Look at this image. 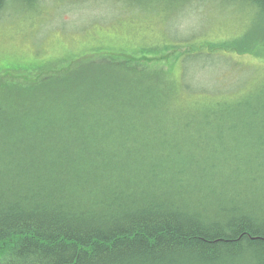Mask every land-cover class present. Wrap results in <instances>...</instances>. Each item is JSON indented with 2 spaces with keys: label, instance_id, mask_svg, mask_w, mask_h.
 Listing matches in <instances>:
<instances>
[{
  "label": "trees",
  "instance_id": "obj_1",
  "mask_svg": "<svg viewBox=\"0 0 264 264\" xmlns=\"http://www.w3.org/2000/svg\"><path fill=\"white\" fill-rule=\"evenodd\" d=\"M6 1L30 5L36 0H0V6ZM240 1L251 3L264 20V0ZM258 41L264 46V38ZM232 52L264 57V51L243 43L215 48L209 55ZM136 54L121 50L92 57L85 66L69 65L57 80L47 76L52 70L40 71L33 83L27 75L34 67L0 68L8 78L13 71H27L14 75L13 83L0 79V264H264V112L260 117L235 103L241 109L237 114L221 117L213 111L205 116L203 104L182 98L179 103L167 90L133 98L136 84L163 79L162 72L149 66L165 57ZM142 59L152 62L147 70ZM35 68L45 70L48 65ZM70 74L81 85L87 86L92 76L101 84H92L93 94L86 96L83 88L62 98L58 92ZM45 104L69 112L59 118ZM163 104L166 113L185 116L178 133L183 137L149 129L144 114ZM257 109L264 111V104ZM246 116L256 121H245L239 131H224L233 124L229 122ZM65 120L72 122L71 130ZM121 123L132 135L134 123L146 129L135 137L144 154L117 150L103 163L100 149H107L108 136L99 144L90 129L107 130L110 136ZM196 130L207 131L205 139L231 134L254 138L261 147L260 154L247 159L249 167L233 169L242 178L240 189L232 192L226 177L215 174L214 164L200 165L194 172L181 152L172 151ZM150 152L157 161H148L145 154ZM158 171L166 178H159ZM219 180L224 184H216ZM254 202L255 212L248 210Z\"/></svg>",
  "mask_w": 264,
  "mask_h": 264
},
{
  "label": "rangeland",
  "instance_id": "obj_2",
  "mask_svg": "<svg viewBox=\"0 0 264 264\" xmlns=\"http://www.w3.org/2000/svg\"><path fill=\"white\" fill-rule=\"evenodd\" d=\"M61 1L54 0L41 15L32 17L35 18L33 20L19 14L25 11L27 5L18 4L11 9L15 15L0 21V68L9 66L10 70H18L23 66L34 67V73L27 75L31 83L37 80L40 71L52 70L47 76L57 80L62 71L70 69L69 65L84 63L85 66L87 59L119 54L122 50L139 53L136 55L165 56L152 64L142 59V64L146 65V70L151 64L149 70L162 72L163 79L169 80L172 85L184 79L186 85L198 89L205 87L204 84L212 86L213 78L223 84L235 81L239 75L237 71H241L236 65L243 64L249 68L247 71L254 72L243 79L252 83H257L264 71V59L252 53L209 55L215 48L237 47L240 43L251 45L256 52L264 51L263 44L255 39L259 22L249 14L237 13L230 7L217 5L214 13L206 12L208 7L203 13L192 12V18L178 28L179 25L173 26L162 11L154 13L146 8L132 16L126 12L128 3L124 1L114 10L105 9L101 2L97 7L93 0L78 9ZM177 46L181 48L175 49ZM205 57H221L230 63L219 66ZM169 62H175L174 66H168ZM44 65H48V69L35 68ZM12 73L21 76L27 71ZM7 75L0 71V79L4 83L7 80L8 83L17 81V76L8 78ZM74 76L70 74L62 81L61 88L81 85ZM92 82L100 81L89 83ZM211 88L215 89V86ZM182 96L174 94L173 98L180 103Z\"/></svg>",
  "mask_w": 264,
  "mask_h": 264
},
{
  "label": "bare ground",
  "instance_id": "obj_3",
  "mask_svg": "<svg viewBox=\"0 0 264 264\" xmlns=\"http://www.w3.org/2000/svg\"><path fill=\"white\" fill-rule=\"evenodd\" d=\"M63 1H66L65 3L78 9L79 7L86 5L92 0ZM123 1L128 3L126 12H128V14L132 16H134L135 13H141L145 11L146 8H148L150 11H153L154 13L162 11V13L167 14V18L172 22L173 26L179 25L178 28H180L181 25L184 26L188 22V20L192 18L190 14L192 12L196 11L197 13H203L204 9L208 7L206 12L214 13L216 11V8L218 7L217 5L222 7H230L231 9L237 11V13L249 14L250 16L255 18L260 24V26L255 30L256 32H258L257 34H255V39L262 40L264 38V20L259 18L258 12H255L251 3L242 5L240 0H93L94 4L97 7L101 2L105 9L110 10L117 9L120 3ZM53 2L54 0H36L30 5L25 4L26 2L20 3V5L25 4L27 6L25 8V11H22L19 14L25 15V17L29 18V20H33L35 18L32 17L41 15L46 10V8L49 7L48 5ZM15 6L17 5H14L12 1H6L0 6L1 22H3L4 18H11L13 15H15L11 10L12 8H16ZM98 18L100 17L98 16ZM225 47L227 48L228 46ZM205 58L210 59L213 63L219 64V66L230 63L229 61L224 60L221 57ZM262 58L264 59V57ZM236 66H240L241 69V71H237L239 73L237 79L229 84H223L219 80L213 78L211 84L212 86H215V89L211 88L212 86H206L205 84V87H201L200 89H198L193 86L186 85L184 79H181L179 82L172 85L169 80L152 78L133 86V91L135 94L132 95V97H137V94L146 96L149 94L156 95L157 92L161 90H167L168 94L171 95L180 94L181 96V94H183L182 98L191 102H195L196 105H198V103L203 104L205 108V116H208L213 111H215V113L219 114L221 117L237 114V112L241 111V109L236 107V104L233 103L237 102L243 106L244 110L249 109L251 110V114L262 117L264 111L257 108H259L260 104H264V71L262 74H260V80L257 83H252L249 80L243 79L246 76L253 75L254 72L250 73V71H247L249 70V68H247L246 66ZM93 80L94 76L91 77L90 82ZM195 80L198 81L196 78ZM89 84H91V91L89 90ZM89 84V86L67 85L58 92V95L62 98H65L66 96H71L74 91L81 90L83 88H85L86 96L87 94H93L95 92L94 89L96 88L92 86V84L96 85V83ZM97 84H101V81ZM206 84L210 85V83ZM258 100H262V103L257 104ZM45 106L52 115L59 116V118H62V115H65L66 117V114L69 112L67 111V108L62 107L58 104H45ZM165 110L166 104H163L158 108V111L155 110L154 113L147 115L144 114L145 118L147 119L146 123L149 129L162 132L164 135L169 137H172L174 135L183 137L184 134L178 135V133L182 130L181 127L185 122V116L178 111L174 112L173 114H168L165 112ZM158 118L160 124H156V120H158ZM201 118L202 115H200V119ZM245 121H247L248 123H254L256 119L251 118L250 116H246L245 118H241L238 122L228 121L229 123L233 124L225 125L224 131L227 130V128L239 131ZM65 123L66 125L64 123L63 124L71 130L70 127L72 125V122L70 120H65ZM139 124L140 123L133 124V135L125 128V126H123L122 123L121 128L114 129L115 133L111 134V137L109 136V134H105L107 130L90 129V131H92V134H95V136L99 140V144H103L101 143L102 139L106 135L108 136V140L105 144L107 146V149H100L102 151V154L100 153L102 157L100 156L99 158L103 161V163H109L110 153L117 150H126L129 152H135V154H144L141 142H137V140L135 139V137L137 138L146 132V129H143ZM12 129L9 128L8 130L11 131ZM207 135V131L196 130L193 135L190 134L185 136L179 146L173 148L172 151L176 153L181 152V155L190 161L188 164L193 167L192 171L194 172H198L200 170V165L208 168L214 164L216 166L215 174L217 173L226 177L227 181L230 183V185L227 186L232 190V192L240 189L241 187L237 185L238 181L242 178L240 177V179H238L237 174L233 172V169L249 167L247 159L254 157L257 153L260 154L262 152L261 147L256 146L257 143L254 138L241 139L237 134H231L229 135V137L211 136L208 139H205ZM236 139H238L239 141H237ZM237 143H240L241 145L237 147ZM97 146L98 143L95 145V148H97L98 150ZM145 156L146 158H148L149 162L157 161V159L154 157V153L152 152L145 154ZM262 157L264 159V156ZM227 161L229 162L228 166L224 164V162ZM182 170L186 171L181 168V171ZM248 172L251 173L253 177L257 175V173L255 172L254 174V171L251 169H249ZM157 175L159 178H166L165 175L160 171L157 172ZM185 176L187 180H191V176L189 173H186ZM195 179L204 183L197 177H195ZM217 183L224 184V180H219L216 182V184ZM239 194H242L241 190ZM197 202L203 204L205 200L198 199ZM260 206L264 208V198L260 200ZM248 207V210L255 212L257 204L254 202L252 206Z\"/></svg>",
  "mask_w": 264,
  "mask_h": 264
}]
</instances>
